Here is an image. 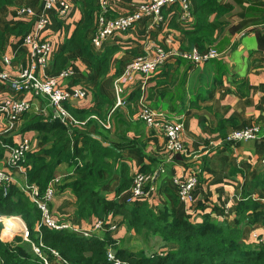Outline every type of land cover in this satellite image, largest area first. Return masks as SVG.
<instances>
[{
    "label": "crops",
    "instance_id": "crops-1",
    "mask_svg": "<svg viewBox=\"0 0 264 264\" xmlns=\"http://www.w3.org/2000/svg\"><path fill=\"white\" fill-rule=\"evenodd\" d=\"M45 1L18 0L14 5L0 9V71L7 72L11 78L31 63V49L25 37L35 34ZM140 1L144 0H94L97 6L95 21L102 2L108 6L109 17L115 18L132 11ZM189 1L193 15L189 22L180 18L181 7L177 3L163 9L162 21L145 17L128 30L112 35L100 48L90 42L91 50L103 57L102 68L81 56L78 50L70 52L68 64L63 69L69 68L73 74L60 78L59 84L82 88L87 95L65 101L64 106L70 113L71 108H76L88 109L91 114L78 123L65 124L96 136L95 125H86L93 120L92 123L109 129L114 140H124L121 132L131 140L132 146L121 152L118 164L126 163L133 175L145 170L153 175L145 187V194L132 202L130 209L135 211L134 217L144 219L148 211L159 213L164 209L174 212L177 217L202 223L209 215L212 220L240 228L243 242L252 248L264 243V0H199L200 4ZM68 2L71 8L66 15L48 12L50 23L39 33L41 40L52 45L48 65L36 70L41 78L57 75L58 72L52 71L55 56L82 17L83 0ZM23 7L32 8L33 13L19 14L18 10ZM93 32L94 28L88 30L86 41ZM200 41L205 46L218 48L221 56L202 63L182 57L171 58L146 81L138 75L127 83L124 102L116 106L115 78L135 57L153 54L159 46L191 49L198 47ZM4 97L25 100L30 108L10 129L8 116L0 113V143L16 144L27 137L31 140L30 152L40 151L45 144L39 130L31 125L39 119L44 122L56 118L55 107L46 96H36L25 90L17 92L9 82L1 81L0 98ZM140 102H145L164 117L184 123V152L173 155L167 150L164 135L140 119ZM255 123L261 126L258 139L225 140L230 131ZM8 157L9 151L1 146L0 168L9 171L14 184L21 187L28 182L26 167L25 171L9 167ZM71 173V162L64 161L58 166L56 177L61 180ZM190 175L198 178L195 200L191 203L179 199L174 183L175 177ZM121 181L119 171L104 187L109 198L116 197V188ZM127 194L128 190L124 191L118 197L119 201L126 202ZM249 198L258 207L248 210L245 220L238 223V204ZM50 208L52 215L68 223L73 231L78 229L77 233L88 232L91 236L108 230L131 252L162 254L177 247L160 233L148 232L142 224V232L138 233L135 226L131 227V219H124L122 214L112 215L110 219L117 224L116 229H94L100 217L76 215V197L71 189L56 188ZM6 221L11 227L10 219ZM253 231H257L263 242L252 237Z\"/></svg>",
    "mask_w": 264,
    "mask_h": 264
},
{
    "label": "trees",
    "instance_id": "trees-1",
    "mask_svg": "<svg viewBox=\"0 0 264 264\" xmlns=\"http://www.w3.org/2000/svg\"><path fill=\"white\" fill-rule=\"evenodd\" d=\"M17 1L0 0V9L12 6ZM194 1L199 3V0ZM205 1L208 2L203 0ZM95 10L97 6L94 0H83L82 17L73 34L55 56L53 72L57 73L65 68L69 60L68 54L75 50L92 64L103 67V57L94 53L89 45L90 42L93 44L92 38L96 31ZM214 26L213 24L212 28ZM91 28H94L93 35L86 41V34ZM205 45L200 41L198 47L203 50L208 47ZM70 111L78 122L91 114L88 109L71 108ZM105 115L106 113L102 115L103 119ZM92 122L93 120L86 125H95L96 136L72 124L66 125L57 117L51 121L36 120L31 126L39 130L45 145L40 151H29L26 155L24 165L28 182L36 184L44 192L49 182L56 178L58 166L64 161H70L72 173L64 176L56 188L72 190L76 197V215L88 218L94 214L107 219L109 214H122L124 219H131L130 225L135 226L138 233L145 226L148 232L151 230L160 233L165 240L177 247L162 254L131 252L122 247L108 230L104 234L84 236L67 228L53 229L44 224L38 227L42 211L20 186L12 183L7 193L0 188V214L20 215L30 229V237L26 240L18 236L13 242H8L0 236V264H45L35 252L33 244H42L41 249L44 251L48 248L58 250L71 264H114L108 259L110 248L115 251L116 258L128 264H264V243L248 247L242 240L240 228L212 220L209 215L205 216L202 223L177 217L174 212H166L164 209L159 213L148 211L144 219L134 217L135 211L130 209L132 203L118 199L130 188L135 177L130 174L126 163L118 164L121 152L126 147H131L132 142L122 132L124 140L116 141L109 129ZM104 142L109 144L105 145ZM1 146L3 147L2 143ZM119 171L122 181L116 188V197L111 199L105 194L104 187ZM142 172L146 173L148 170ZM257 207L258 204L250 198L239 202L237 211L240 217L237 222H243L248 210H256ZM6 225L9 226L8 222ZM2 230L5 239L16 234L0 223V235Z\"/></svg>",
    "mask_w": 264,
    "mask_h": 264
},
{
    "label": "built area",
    "instance_id": "built-area-1",
    "mask_svg": "<svg viewBox=\"0 0 264 264\" xmlns=\"http://www.w3.org/2000/svg\"><path fill=\"white\" fill-rule=\"evenodd\" d=\"M180 4L181 15L183 21L189 22L192 19V9L189 0H144L136 4L135 8L121 16L110 18L108 6L102 2L101 11L98 14L96 22V31L93 35L92 42L96 48H100L107 39L112 35L128 30L133 27L138 21L145 17H151L155 21H162L164 19L163 9L168 5ZM71 8L68 0H46L45 8L39 14L35 34L25 37V42L30 46L31 63L28 67L24 68L15 78H11L5 71H0V82H9L14 91H32L36 96H46L49 98L50 103L56 109V117L61 119L63 123H78L75 117L65 108L64 103L70 99H80L86 97L87 93L84 89L79 87H64L59 84L60 78H66L73 74L69 68L62 69L57 75L41 78L37 75L38 68H46L49 63L50 55L52 53V45L49 41L41 40L39 33L50 23L49 11H56L60 15H66ZM21 15L33 13L32 8L23 7L18 10ZM221 51L216 47H207L203 50L199 47L191 49H177L166 48L159 46L155 52L150 55H141L135 57L130 61L123 73L115 78L114 91L116 97V106L124 102L123 95L127 83L133 81L138 75L143 80H147L159 67L164 65L171 58L182 57L193 63H202L211 59L221 56ZM9 61L8 58H5ZM30 104L22 99L13 97L0 98V113H3L9 118V129L13 128L21 115L29 110ZM139 117L145 124L159 132H161L166 139L167 150L175 155L185 151L186 146L183 139L184 123L178 120H172L164 117L162 113H158L152 109L145 102H140ZM261 135V126L257 123L246 125L234 129L226 134L225 140L228 142H238L258 139ZM3 147L9 151L7 164L11 168H17L25 171L24 161L27 153L31 150V140L27 137L16 144L2 143ZM153 175L145 172H137L133 182L128 189L126 202L132 203L137 198L145 194V187L151 181ZM60 181V177L52 179L44 192L36 184L26 182L22 189L27 193L30 199L37 204L42 211V218L38 227L42 224L47 225L53 229H72L71 226L56 219L52 215L50 202L55 195V184ZM14 183L12 174L0 168V188L4 193H7L10 185ZM174 183L177 188L178 196L181 201L194 202V190L198 184L196 175H190L186 178L175 177ZM23 221V228L18 232L24 239L29 240L30 229L24 219L19 216ZM112 214L107 219H98L94 225V229H116L117 224L110 220ZM0 223L2 219H0ZM79 232L78 229L74 230ZM89 236L88 232L83 234ZM252 237L259 242L263 239L253 231ZM42 245V244H41ZM41 245L33 244L35 252L43 259L45 264H71L67 259L63 258L58 250L48 248L47 251L41 249ZM108 259L113 261L114 264H120V259L115 257V252L112 248L108 251Z\"/></svg>",
    "mask_w": 264,
    "mask_h": 264
},
{
    "label": "bare ground",
    "instance_id": "bare-ground-1",
    "mask_svg": "<svg viewBox=\"0 0 264 264\" xmlns=\"http://www.w3.org/2000/svg\"><path fill=\"white\" fill-rule=\"evenodd\" d=\"M20 218V217H19ZM2 222H4V221H6V219L7 220H9L10 219V224H11V227H9V226H7V225H5V227H6V229L8 230V231H11V232H19L18 230H15V228H17L18 227V229H22L23 228V221L21 220V219H18V218H14V217H12V216H9V217H7V216H3L2 218ZM5 223V222H4ZM6 224V223H5ZM13 225V226H12Z\"/></svg>",
    "mask_w": 264,
    "mask_h": 264
},
{
    "label": "rangeland",
    "instance_id": "rangeland-1",
    "mask_svg": "<svg viewBox=\"0 0 264 264\" xmlns=\"http://www.w3.org/2000/svg\"><path fill=\"white\" fill-rule=\"evenodd\" d=\"M12 217H14V218H18V219H20L19 218V216H12ZM5 223H7V222H5ZM4 222H3V225L5 226L6 224H5ZM18 229V228H17ZM17 229H15V230H17ZM18 231H20V230H18ZM2 232H3V230L1 231V238L3 239V240H5V241H8V242H13L15 239H17V237L18 236H21L20 234H18V232L16 233V234H14V235H12L9 239H5L4 237H3V235H2ZM14 233V232H13Z\"/></svg>",
    "mask_w": 264,
    "mask_h": 264
},
{
    "label": "water",
    "instance_id": "water-1",
    "mask_svg": "<svg viewBox=\"0 0 264 264\" xmlns=\"http://www.w3.org/2000/svg\"><path fill=\"white\" fill-rule=\"evenodd\" d=\"M3 216H7V217H9L10 215H2V214H0V219H1ZM120 264H128V263H127V262H121Z\"/></svg>",
    "mask_w": 264,
    "mask_h": 264
}]
</instances>
